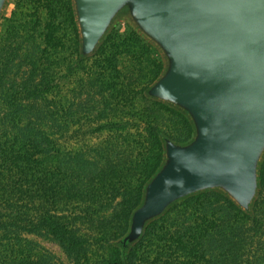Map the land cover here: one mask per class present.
I'll return each instance as SVG.
<instances>
[{
	"label": "trees",
	"instance_id": "trees-1",
	"mask_svg": "<svg viewBox=\"0 0 264 264\" xmlns=\"http://www.w3.org/2000/svg\"><path fill=\"white\" fill-rule=\"evenodd\" d=\"M163 64L129 25L79 58L71 0H10L0 21V264H264V161L252 216L218 192L124 236L161 137L187 143L183 113L144 96ZM37 239V240H36Z\"/></svg>",
	"mask_w": 264,
	"mask_h": 264
},
{
	"label": "water",
	"instance_id": "water-1",
	"mask_svg": "<svg viewBox=\"0 0 264 264\" xmlns=\"http://www.w3.org/2000/svg\"><path fill=\"white\" fill-rule=\"evenodd\" d=\"M10 0H0V21ZM79 58L92 57L118 23L162 61L148 99L185 115L192 138L162 136V161L145 183L123 237L125 261L146 227L175 204L218 192L248 216L264 161V0H71Z\"/></svg>",
	"mask_w": 264,
	"mask_h": 264
},
{
	"label": "rangeland",
	"instance_id": "rangeland-1",
	"mask_svg": "<svg viewBox=\"0 0 264 264\" xmlns=\"http://www.w3.org/2000/svg\"><path fill=\"white\" fill-rule=\"evenodd\" d=\"M37 240V239H36ZM37 243L39 247L46 249L47 251L51 252L57 260L63 264H66L68 260L64 256V254L61 252V250L52 242H44L43 240H37Z\"/></svg>",
	"mask_w": 264,
	"mask_h": 264
}]
</instances>
